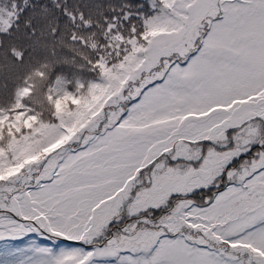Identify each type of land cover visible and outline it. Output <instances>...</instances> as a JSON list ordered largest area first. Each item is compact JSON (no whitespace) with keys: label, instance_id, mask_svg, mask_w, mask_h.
<instances>
[{"label":"snow or ice","instance_id":"6c2138e0","mask_svg":"<svg viewBox=\"0 0 264 264\" xmlns=\"http://www.w3.org/2000/svg\"><path fill=\"white\" fill-rule=\"evenodd\" d=\"M0 264H264V0H0Z\"/></svg>","mask_w":264,"mask_h":264}]
</instances>
